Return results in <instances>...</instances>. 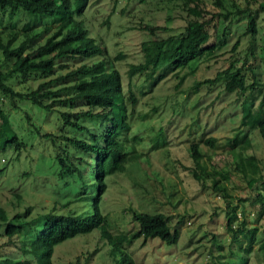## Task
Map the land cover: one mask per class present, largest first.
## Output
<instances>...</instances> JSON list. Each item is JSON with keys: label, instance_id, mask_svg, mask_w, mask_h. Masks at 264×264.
Returning a JSON list of instances; mask_svg holds the SVG:
<instances>
[{"label": "rangeland", "instance_id": "1", "mask_svg": "<svg viewBox=\"0 0 264 264\" xmlns=\"http://www.w3.org/2000/svg\"><path fill=\"white\" fill-rule=\"evenodd\" d=\"M68 1L72 18L80 21L102 54L58 60L49 78L102 60L106 70L118 73L126 106L128 129H122L118 137L126 162L121 172L104 179L99 201L107 232L112 236L134 232L137 226L130 219V210L161 213L170 230H177L176 242L166 245L156 238L134 239L124 245V251L135 264H264V148L255 125L246 124V116L257 110L264 117V12L256 15L251 38L244 34L245 14L229 16V23L218 16L235 8L254 9L264 0H87L80 16L74 15L75 0ZM191 8L198 9L199 18L208 24V43L214 41V31L226 25L225 44L213 56L166 74L153 87H148L149 80L142 75L127 78V66L142 60L140 43L180 33L185 21L194 17L186 10ZM57 26L55 18L0 10V41L10 40L9 48L19 46L22 55L42 45ZM236 39L237 46L230 50ZM10 61L0 56V69H7ZM230 63L232 68H240L245 84L252 83L253 89L226 93L219 82L194 87L196 81L213 78ZM181 75L185 77L177 84ZM46 80L32 74L15 75L8 84L14 91L26 93ZM63 85L67 84H49L51 89ZM128 90L135 97L133 105L125 100ZM247 106L249 112L244 113ZM63 109L54 103L50 111H43L28 101L0 95L6 127L20 143L17 148L4 143L8 132L0 123V208L6 219L18 214L29 221L10 239L3 235L0 222V264L4 259L35 264L30 244L43 215L83 210L81 202H74L78 180L73 181L72 176L57 181L56 177L55 150H66L69 158L80 157L78 165L90 163L63 141L62 137L82 136L62 126L57 111ZM82 124L89 131L98 125ZM42 134L49 135L55 146L39 137ZM207 138L213 139L212 146L203 143ZM191 142L201 154L197 163L189 157ZM249 156L253 159L247 160ZM249 163L257 172L252 173ZM191 170L201 178L202 187L191 177ZM250 177H259L251 188L247 185ZM213 183L218 190L212 189ZM84 191L92 190L85 186ZM65 202H69L66 207ZM231 209L235 214L232 229L242 222L244 232L254 230L250 241L248 233L230 238L225 230V217ZM116 257L99 232L92 230L54 246L49 260L50 264H114Z\"/></svg>", "mask_w": 264, "mask_h": 264}, {"label": "trees", "instance_id": "2", "mask_svg": "<svg viewBox=\"0 0 264 264\" xmlns=\"http://www.w3.org/2000/svg\"><path fill=\"white\" fill-rule=\"evenodd\" d=\"M87 0H75V16H80ZM8 8L17 10L26 14L35 16H44L55 18L58 22L55 32L47 38L44 43L36 47L30 54H21L20 47L9 48V41H0V56L4 61H10V66L0 69V95L8 96L9 99L19 98L28 101L43 111H50L52 104H57L58 119L62 126L69 127L76 131L81 137H62L73 151L77 154L87 156L90 163L78 165L80 157L70 158L67 151H54V160L58 167L57 181L64 177H72L73 181L78 180V191L74 195V202H81L83 210L75 213L72 209L65 212H47L43 215V221L38 227L35 236L30 244L31 252L34 254L35 264H50V256L53 247L72 237L89 233L97 230L101 239L110 246L111 250L117 255L114 264H135L132 258L124 251V245L131 241L141 238L143 241L156 238L166 245H172L178 238L177 230H170L167 220L161 213H145L130 210V219L137 226L136 230L128 234H119L112 236L106 230V217L99 210V201L102 192L105 189L104 179L113 172H121L125 164L124 148L119 141V132L122 129H128L126 122V106L124 103L120 78L114 69L106 70L104 61L97 60L90 64H80L77 67L66 71L62 75L50 79L54 72L56 61L66 58H88L94 55H101L102 50L94 40L86 35V31L80 21L72 18L69 10L68 0H0V10ZM193 15L185 21L182 31L177 35H167L164 38L142 41L139 45V51L142 57L141 62L129 64L125 71L127 78L134 75H142L145 80H149L148 87H153L168 73L185 68L192 61L201 57L209 58L225 44L224 30L222 27L214 31V41L208 43L210 35L208 33L206 20H201L200 11L196 8L186 9ZM258 12H264V2L256 4L254 9L248 7L235 8L233 11L225 10L224 13H217L225 21L229 16L240 17L245 14L244 34L251 38L255 33V20ZM229 21L230 20H226ZM65 29L64 31H62ZM238 44V39L231 45L233 50ZM230 63L228 67L217 72L213 78L196 81L194 87L201 84L213 85L221 83L223 91L226 93H243L247 89H253L254 85L245 84L243 74L240 68H232ZM159 71V73H155ZM35 75L41 78H47L41 82L34 90L26 93L14 91L8 84V80L15 75ZM185 76L178 78L179 84ZM60 82L63 87L51 89L49 84ZM49 100L48 103H44ZM125 100L133 105L135 97L132 91L128 90ZM247 106L244 113H248ZM245 117V116H243ZM249 119L246 124H254L259 134L262 146L264 148V117L259 110L252 116H246ZM24 119L27 121L28 116ZM97 122L96 128L92 131L82 124V122ZM0 123L8 133L4 138V143L14 144L17 148L20 143L15 140V136L6 127V121L3 113L0 112ZM244 123V122H242ZM241 123V124H242ZM243 125V124H242ZM101 129V131H99ZM35 134L37 130H34ZM162 135V133L160 134ZM39 137L48 138L51 146L54 141L47 134ZM50 137V138H49ZM3 143V144H4ZM165 141L163 139L162 144ZM204 144L212 146L213 139L207 138ZM158 146H153L155 148ZM189 157L197 163L201 157L198 151V145L191 142L188 145ZM77 160L76 164L73 160ZM249 156L247 160H252ZM252 173L257 172V167L250 164ZM191 177L202 187L201 178L191 170ZM259 177H257L258 179ZM248 178L247 185L251 188L257 180ZM85 186L92 191L87 193ZM213 190H218L212 184ZM76 195H78L76 197ZM76 197V198H75ZM69 202L64 203V207ZM27 209L25 210V212ZM235 214L231 209L225 217L224 228L233 238L235 234L248 233V240H251L254 230L244 232L243 223L232 229L231 222ZM0 222L3 225V235L10 239L16 232L21 231L29 225V221L20 219L18 214L9 219L5 218L0 208ZM3 264H22L19 260L4 259Z\"/></svg>", "mask_w": 264, "mask_h": 264}]
</instances>
